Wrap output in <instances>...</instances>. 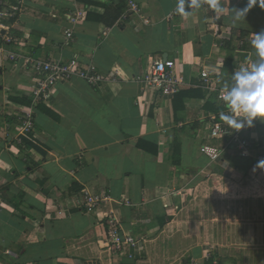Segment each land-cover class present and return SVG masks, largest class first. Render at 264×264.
Returning a JSON list of instances; mask_svg holds the SVG:
<instances>
[{
    "label": "crops",
    "instance_id": "crops-1",
    "mask_svg": "<svg viewBox=\"0 0 264 264\" xmlns=\"http://www.w3.org/2000/svg\"><path fill=\"white\" fill-rule=\"evenodd\" d=\"M219 4V13L207 4H186L188 14L182 15L178 0H6L0 36V264H264L259 233L253 236L261 229L264 239V223L220 220L213 207L219 178L245 187L259 183L255 191L264 199V168L258 167L264 161L258 158L264 154V121L257 118L244 132L256 143L249 156L233 147L212 161L201 151L203 144L229 140L212 138L213 117L234 128L221 120L229 109L204 87L201 72H209L214 88H231L233 72L256 61L251 40L264 32V9L257 3L245 19L234 20L233 9L247 0ZM78 13L72 22L70 15ZM23 57H76L121 78L96 86L74 76L58 82L48 99L36 100L38 74ZM167 58L176 61L183 79L179 90L142 93L138 79ZM28 110L34 128L24 133ZM102 190L111 198L86 212L83 194ZM112 213L141 240L134 258L119 259L110 249ZM255 241L252 251L226 247Z\"/></svg>",
    "mask_w": 264,
    "mask_h": 264
},
{
    "label": "built area",
    "instance_id": "built-area-1",
    "mask_svg": "<svg viewBox=\"0 0 264 264\" xmlns=\"http://www.w3.org/2000/svg\"><path fill=\"white\" fill-rule=\"evenodd\" d=\"M5 5L6 0H0V36H2L3 28L1 19L6 14ZM131 8L137 12L140 11L138 4L135 2H131ZM81 15V13L70 15V19L72 22H77ZM145 22L148 23L149 19L146 18ZM67 34L70 37L73 35L71 30H67ZM9 57L11 59H17L19 55L16 53H9ZM23 60L25 65L30 64L38 74L32 87V95L36 100L48 99L58 82L70 79L74 76L81 77L89 84L96 86L104 82H116L121 78L116 71L104 74L93 62L83 63L76 57L68 61L57 59L45 60L32 57H23ZM176 66V61L173 59L156 60L151 69H149L143 77L138 79L142 85V93L153 90H164L168 94L177 92L183 84V79L177 74ZM201 77L204 87H206L209 92L216 91L218 99H220V93L222 91H230L231 89L214 88L212 85L213 82L209 77V72L206 70L201 72ZM26 112V116L22 119V131L24 133H29L32 132L34 128V118L31 111L28 110ZM248 130L249 127L247 126L240 130H237L235 127L227 129L224 127L223 122L213 117L210 129L212 138L228 137L229 140L223 146L203 144L201 146V151L212 161L220 160L225 150L233 147L239 149L240 155L249 156L256 143L254 138L247 137L244 134V132ZM258 158H264V154L261 153L258 155ZM110 198V194L103 190L95 193L86 191L83 194L82 207L86 212L92 213L101 203ZM112 214L108 217L110 249L117 254L119 259L124 256L134 258V251L141 244V240L133 233L124 230L116 215L114 213Z\"/></svg>",
    "mask_w": 264,
    "mask_h": 264
},
{
    "label": "clouds",
    "instance_id": "clouds-1",
    "mask_svg": "<svg viewBox=\"0 0 264 264\" xmlns=\"http://www.w3.org/2000/svg\"><path fill=\"white\" fill-rule=\"evenodd\" d=\"M257 3L264 9V0H247L245 7L233 9L234 20L245 19ZM186 4L189 9H199L207 4L217 13L223 11L219 0H178L177 11L182 15L188 14ZM251 45L255 50L256 61L247 68L240 67L233 72L230 91L220 93V99L226 102L225 106L230 113H221L220 118L237 130L245 126L253 127V122L257 118L264 121V32L255 33ZM235 113L241 115L236 117ZM258 167L264 168V161H260Z\"/></svg>",
    "mask_w": 264,
    "mask_h": 264
},
{
    "label": "rangeland",
    "instance_id": "rangeland-1",
    "mask_svg": "<svg viewBox=\"0 0 264 264\" xmlns=\"http://www.w3.org/2000/svg\"><path fill=\"white\" fill-rule=\"evenodd\" d=\"M241 184L243 183H235L228 181L227 179L219 178V181L216 184V192L218 194L214 198L213 204L217 219L237 221L238 223L243 222L252 226H255L256 223H258V225H260L262 222L264 223V199L261 198L262 200L260 201L258 195L261 192H259V190L258 192L255 191V189H257L255 187H257L259 183L249 181L246 183V187ZM260 185L264 186V181H260ZM251 186L252 188L254 187V189H251ZM245 188L247 191L244 190ZM258 233L260 239L258 240L259 245L257 247L260 248L261 251H264V239L261 241V229H255L253 231V236ZM234 234V230L229 231V235L232 236ZM251 243L252 244H248L247 246L243 244L242 246L238 247L237 245L233 246L231 243H228V246L226 247L228 250L236 248L237 250L241 249L242 251L244 250V247H247L246 249L248 250L246 251H252L249 248L256 247L254 244L257 243V241Z\"/></svg>",
    "mask_w": 264,
    "mask_h": 264
},
{
    "label": "water",
    "instance_id": "water-1",
    "mask_svg": "<svg viewBox=\"0 0 264 264\" xmlns=\"http://www.w3.org/2000/svg\"><path fill=\"white\" fill-rule=\"evenodd\" d=\"M238 119H241V118H238ZM242 119H244V118H242ZM242 119H241V120H242Z\"/></svg>",
    "mask_w": 264,
    "mask_h": 264
}]
</instances>
